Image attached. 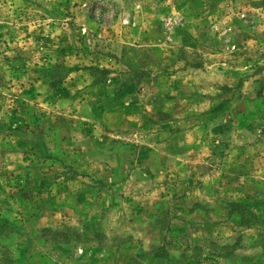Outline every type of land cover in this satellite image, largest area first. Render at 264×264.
<instances>
[{"label":"rangeland","instance_id":"rangeland-1","mask_svg":"<svg viewBox=\"0 0 264 264\" xmlns=\"http://www.w3.org/2000/svg\"><path fill=\"white\" fill-rule=\"evenodd\" d=\"M263 138L264 0H0V264H264Z\"/></svg>","mask_w":264,"mask_h":264},{"label":"crops","instance_id":"crops-1","mask_svg":"<svg viewBox=\"0 0 264 264\" xmlns=\"http://www.w3.org/2000/svg\"><path fill=\"white\" fill-rule=\"evenodd\" d=\"M136 51L137 50L133 49L134 54H137ZM230 74L232 75L231 77H233V74L232 73H230ZM147 84L146 85L149 88L146 86L144 88V90L142 89L143 91L146 92L145 93L146 94V100L143 99V97H145V95L142 92H140L141 91L140 87H138V88L133 87V108H135V107H137L139 105V101L142 102L143 100H145L144 106H143V108H141L142 110L144 109V110H153L154 111V109L155 110L164 109L165 106H167L169 104L168 102H165V100H167L168 99L167 96H169L171 94V89L169 87H167V88H164V89L162 88L160 90H155L153 86H150L149 82H147ZM210 91L212 92L213 88H211ZM201 93H202V90H200L199 88H196L195 86H193L191 89H189V91L187 93L188 94V96H187L188 100H187L185 105L175 103V104L172 105V108H170V109H172L174 111H177V110H180V109L181 110H191L193 112V115L190 118H187V119L186 118H179V119H174L172 121H170L171 119L170 120H164V119L161 118V120L158 121V120L152 119L153 117H149L147 119L148 120L147 126L148 127H152L153 125L161 124L162 127H164V126L167 127L166 126L167 122H171V125H172V123H176V124L178 123V125L181 126V128L183 130L182 131L183 133H181V135H185V133H187L186 131L188 130V128H193L192 131H195L196 128H198L200 126V123H201V122L196 120L197 119L196 111H200V110L203 109L202 108V95H201ZM159 94L163 97L164 100L162 102V106H159L160 108H157V105H155V103H154L155 97H153V96H156V95L159 96ZM210 100H213V96L210 97ZM207 105H209V107L211 106V104H209V103H207ZM138 109H139V107H138ZM223 122H225L226 127H228V126L233 127L235 125V124L232 125L230 123V119H229V122L226 119ZM249 126H250V124H246V125L243 124L242 129L243 128L245 129V127H249ZM237 127H238V125H237ZM252 127L254 128L255 126L253 125ZM184 128H187V130H185ZM244 129L242 131H244ZM155 135L157 136V138L153 142L154 143H156V142L161 143L162 144V148L161 149H163V150H158L156 147L150 148L149 146H146L147 157H149V158L150 157L151 158H157L159 156L161 158V157H165L167 155V153H169L173 157H177V158L184 157L182 155H173L172 154L173 153V151H172L173 149L171 150L169 147H170V143H174L175 141H171L173 139L167 138L166 137V135H167L166 133H164L163 131L162 132H160V131L158 132L157 131V133ZM199 142H200V139L196 138V136H195L194 139L193 138H191V139L188 138V139L184 140L181 144L187 145V143H189L190 144L189 147L191 149L188 152L189 153H192V152L196 153V151H197V153H198L201 150V148H199L198 145H197V144H200ZM168 144H169V147L166 146ZM141 149H143V148H141L139 146H137V149L134 148L133 159L139 157V153L141 155ZM191 169H192V166H191ZM193 170H194V172H190V173L188 172L187 175L189 177H193V176L196 177V176H198L200 174V173H198L199 171L196 170L195 168ZM225 188H229L230 189L229 185H226ZM240 188L244 189V186L242 185V186H240Z\"/></svg>","mask_w":264,"mask_h":264},{"label":"trees","instance_id":"trees-1","mask_svg":"<svg viewBox=\"0 0 264 264\" xmlns=\"http://www.w3.org/2000/svg\"><path fill=\"white\" fill-rule=\"evenodd\" d=\"M90 69L91 70H98L99 72H101V73H103L104 74V76L103 77H108L109 75H110V73H112V71L111 70H109V69H107V68H103V69H100V68H97V67H90ZM244 208L248 211V210H250L249 208H246L245 206H244Z\"/></svg>","mask_w":264,"mask_h":264}]
</instances>
